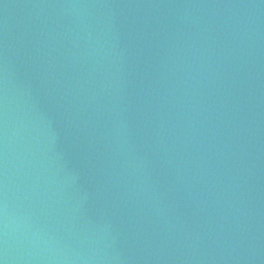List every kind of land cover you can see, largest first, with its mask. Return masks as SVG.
Here are the masks:
<instances>
[{
  "label": "water",
  "instance_id": "obj_1",
  "mask_svg": "<svg viewBox=\"0 0 264 264\" xmlns=\"http://www.w3.org/2000/svg\"><path fill=\"white\" fill-rule=\"evenodd\" d=\"M0 264H264V0H0Z\"/></svg>",
  "mask_w": 264,
  "mask_h": 264
}]
</instances>
